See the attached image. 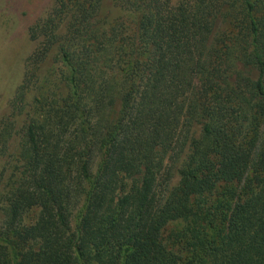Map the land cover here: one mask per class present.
I'll return each mask as SVG.
<instances>
[{"label": "trees", "instance_id": "1", "mask_svg": "<svg viewBox=\"0 0 264 264\" xmlns=\"http://www.w3.org/2000/svg\"><path fill=\"white\" fill-rule=\"evenodd\" d=\"M27 34L0 264H264V0H53Z\"/></svg>", "mask_w": 264, "mask_h": 264}, {"label": "rangeland", "instance_id": "2", "mask_svg": "<svg viewBox=\"0 0 264 264\" xmlns=\"http://www.w3.org/2000/svg\"><path fill=\"white\" fill-rule=\"evenodd\" d=\"M177 1L172 0V3ZM52 4L53 0H0V115L22 80L27 57L35 46V42L28 37L27 29L36 20L45 17ZM218 27L225 30L226 23ZM194 131L198 133V128L195 127ZM18 140V136H15L9 142V152L0 153V176L6 178L1 177L0 186L7 182L10 175L9 160L19 149ZM177 176L173 172L170 187L177 183ZM1 213L0 207V218ZM73 224L74 217L71 218Z\"/></svg>", "mask_w": 264, "mask_h": 264}]
</instances>
